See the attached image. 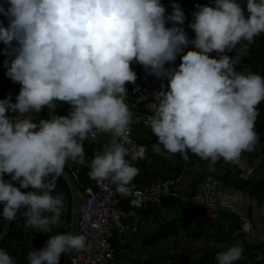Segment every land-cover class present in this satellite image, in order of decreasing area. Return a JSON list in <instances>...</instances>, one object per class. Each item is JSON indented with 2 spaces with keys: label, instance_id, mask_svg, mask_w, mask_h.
I'll list each match as a JSON object with an SVG mask.
<instances>
[{
  "label": "clouds",
  "instance_id": "9594fccd",
  "mask_svg": "<svg viewBox=\"0 0 264 264\" xmlns=\"http://www.w3.org/2000/svg\"><path fill=\"white\" fill-rule=\"evenodd\" d=\"M0 14L9 18L0 26L6 46L7 77L19 83L16 103L0 100V204L2 216L12 222L23 208L25 229L50 233L65 210L64 194L53 195L69 160L89 167L99 183L109 181L122 195L131 193L139 169L132 162L146 157L147 146L130 139L134 113L126 103V83L135 84L133 61L149 75L168 80V90L155 93L148 105L151 132L159 155L187 153L215 164L221 158L238 164L243 152H252L259 136L257 106L264 101V77L235 66L247 45L230 58L242 40L249 44L264 33V0H214L197 6L189 25L179 4L165 16L161 0H8ZM170 22L173 26L166 28ZM15 42V46H13ZM191 43L196 50L181 56L176 68H165ZM218 58H210V53ZM57 102L71 105L68 116H57ZM47 108L49 119L34 122L30 113ZM8 111L18 113L9 118ZM98 132L111 142L86 162L84 142ZM7 174L11 179L5 180ZM19 183V188L13 185ZM31 187L34 191L22 192ZM235 190V189H234ZM237 191V190H236ZM239 192V191H238ZM242 195V194H241ZM250 225H245L249 228ZM82 234L52 235L39 251L31 250L28 264H59L61 254L83 250ZM243 247L232 245L216 256V264L242 259ZM0 264H16L0 249Z\"/></svg>",
  "mask_w": 264,
  "mask_h": 264
},
{
  "label": "trees",
  "instance_id": "16d2710c",
  "mask_svg": "<svg viewBox=\"0 0 264 264\" xmlns=\"http://www.w3.org/2000/svg\"><path fill=\"white\" fill-rule=\"evenodd\" d=\"M242 7H244L245 15L247 17L246 11V0H239ZM162 6L165 8V16H169L173 12L172 5L179 4L182 11L185 14V23L183 28L186 32V35L189 41L195 39V32L189 27L193 20V13L198 10L197 6H213L214 0H161ZM0 5L7 9L10 5L8 0H0ZM9 24V18L3 14H0V26L7 27ZM173 25L168 22L165 24L166 28H171ZM247 45L248 52L246 55L240 57V63L235 66L237 72H245L250 70L256 74L264 77V33H261L259 36L254 37L253 42L249 44L247 41L242 40L237 44L236 49H233L231 52H226L224 54L228 55L230 58H234L239 54L238 50ZM15 46V42H13ZM189 50H196L191 43L183 50L182 53L177 55L176 60L171 63L165 64V68H176L178 69L181 63V56L186 54ZM6 46L3 42H0V100L11 98V103H15L14 98L19 95L21 85L19 83H14L10 78L7 77V68L5 67V61L11 62V57L5 54ZM210 58H218L217 53L213 52L209 54ZM136 62L133 61L130 65L131 68L135 66ZM168 90V80L166 78L160 79ZM127 84V83H126ZM132 86L128 85L127 97L130 94ZM126 97V98H127ZM259 115L255 122V131L259 136V143L255 146V149L252 151L256 154V157L259 159V163L256 166L252 167L251 172L244 174L242 168L238 167V164H232L225 162L222 158L218 160L215 164H212L214 169L209 168L205 175H212L223 184L241 192L245 197L254 201L258 206L263 210L262 219L264 220V101L257 106ZM71 110V105L66 103L57 102V109L55 114L57 116H68ZM34 122L39 120L49 119L48 109L44 108L40 113H31ZM134 135L137 139L138 145L147 146L146 157L142 160L135 162L131 161L130 156L126 157V160H129L134 164L135 167L139 169L138 175L135 177V180L142 184L146 185L155 178H174L176 177L183 166L185 160H188L190 165L194 163L204 161L199 156L191 153H187L188 158L184 159L181 154L177 153L171 155V158H168L169 154L165 153L164 155L155 154L152 152V145L158 142L157 137L153 135L150 127H141L136 126L134 128ZM84 153L85 159L90 157L89 161H86L90 164L91 160L94 158L93 148L85 141L84 142ZM247 152H243L244 154ZM189 168V167H188ZM64 169L69 171H77L75 175V183L77 189L82 192V190L89 186H94V180L91 179L88 175L89 167L84 165H78L77 163L69 160ZM263 170L262 173L257 174L258 171ZM5 180H10L11 178L5 174ZM15 182H13L14 185ZM192 192L189 197L195 192L197 183L193 182L191 185ZM22 192L34 191L31 187L28 189H21ZM63 193L67 195V223H70V212H71V195L66 185L65 181L59 177L57 180L56 190L53 192V195ZM176 203L181 204L184 211L189 212L191 209L190 202H181V200H175L173 198H166L162 200V205L164 207L172 206ZM3 204H0V234L4 227V218L2 216ZM24 209L20 210L17 218L12 221L11 228L8 237L2 241L0 244V249L6 250L11 257L16 260V264H28L27 255L31 250L39 251L43 248L52 234H61L69 233V228L67 231L63 232L61 229L56 231H51L50 233H41L37 229H25L24 227V217L22 216ZM247 215L251 217L250 211H247ZM62 216L60 217V220ZM206 221H211V228L214 229L212 234L215 236L216 243H222L226 248L234 244H239L243 247L242 259L234 262V264H264V238L258 239L253 237L252 239H247L243 233H238L240 229V222L237 217L227 214H222L217 216L215 219L205 218ZM216 226L220 228L217 229ZM211 230V229H210ZM203 238V235H199ZM198 238V237H196ZM214 250V249H213ZM222 250H211V255L208 257L204 255L203 258H207L206 261L203 259L205 264L215 263L216 256ZM63 256V253L60 256V260ZM60 263V261H59Z\"/></svg>",
  "mask_w": 264,
  "mask_h": 264
},
{
  "label": "built area",
  "instance_id": "2783aa9c",
  "mask_svg": "<svg viewBox=\"0 0 264 264\" xmlns=\"http://www.w3.org/2000/svg\"><path fill=\"white\" fill-rule=\"evenodd\" d=\"M132 70L136 75L143 73L138 84L132 86L126 98V103L134 113L130 139L138 145L133 133L134 128L150 127L147 117L152 115V112L148 105L154 102L155 93L161 91V85L165 84L154 75L147 74L144 67L138 63ZM163 90L167 91L166 87ZM111 139L110 133L98 132L94 140L89 138L86 142L96 153L102 151ZM89 160L90 157H87L86 161ZM187 170L188 162L185 161L180 173L174 178H155L146 185H141L134 178L129 195L118 193L116 185L109 181L99 183L94 180V186L86 187L82 192L78 190L76 235L82 234L86 237V247L83 250H71L65 264H111L115 258L112 241L116 234L126 233L125 218L128 210L145 212L151 207H160L163 199H179L180 192L177 186L183 181ZM76 173L77 171L71 172L70 175L74 176ZM190 202L207 218L214 219L221 211L241 216V233L247 239L254 237V229L247 218L239 192L222 185L214 177L205 175L197 183ZM67 213L65 207L62 220L54 228L67 229L69 226L66 220ZM245 225L250 227L246 229Z\"/></svg>",
  "mask_w": 264,
  "mask_h": 264
},
{
  "label": "crops",
  "instance_id": "0c3cea01",
  "mask_svg": "<svg viewBox=\"0 0 264 264\" xmlns=\"http://www.w3.org/2000/svg\"><path fill=\"white\" fill-rule=\"evenodd\" d=\"M192 169L200 170V167L194 165ZM65 170L69 174L73 172ZM191 171L187 172L183 181L178 184L180 198L175 200H181L183 203L190 202L192 182L189 176H195ZM75 175L73 176L74 180ZM219 182L227 187L221 181ZM191 206L189 212H185L179 203L168 207L161 204L160 207H151L145 212L128 210L125 218L126 233L116 234L112 241L115 258L111 264H205L203 259L206 261L208 259L203 257L204 255L210 257L211 250H226L227 248L222 243L213 244L216 243L214 235H207L204 230H201L207 217L202 213L198 215L199 210L195 209L192 203ZM222 214L237 217L240 222L238 233H241V216L222 211L218 212L217 216ZM247 218L253 226L248 215ZM68 228L69 226L63 230L52 226L51 231L61 229L65 232ZM199 235H203V238H200ZM217 245L219 246L217 247ZM213 264H216V260Z\"/></svg>",
  "mask_w": 264,
  "mask_h": 264
},
{
  "label": "rangeland",
  "instance_id": "374dc122",
  "mask_svg": "<svg viewBox=\"0 0 264 264\" xmlns=\"http://www.w3.org/2000/svg\"><path fill=\"white\" fill-rule=\"evenodd\" d=\"M248 71L249 70H246L245 73L248 72ZM142 75H143V73L137 74V80H136L135 84L127 83L125 85L127 91H128V85H130V86L137 85L138 82L140 81V78L142 77ZM14 101H15V103L17 102L16 98H14ZM6 115L9 118H15V117L18 116V113L8 111L6 113ZM30 115H31V113H30ZM244 155H245V157H243V155H241V158H240V161H239L240 165L238 167L242 168L244 174L246 175L248 172L249 173L251 172L253 166H256L259 163V159H258V157H256V154L253 153V152H247ZM185 161L188 162V167H189L187 172H190L194 165L195 166L197 165V166L200 167V170L192 169L191 172H192V174L195 175V176H193V175L189 176V179H190V181L192 183L193 182L199 183L201 181V179L205 176V174H206V172H207V170L209 168L214 169L212 167V164L208 160L201 161L200 163L196 162L192 166L190 165L188 160H185ZM262 172H263V170H260V171L257 172V174H260ZM188 182H189V180H188ZM239 194H240L241 199L243 201V205H244L245 211L246 212L250 211V214H251L250 220L252 221V224H253L254 237H257L259 240L263 239L264 238V220L262 219V216H263L262 208L260 206H258L254 201H252V200L248 199L247 197H245L243 194L242 195H241V193H239ZM64 200H65V205H67V195L66 194H64ZM201 213H202L201 210H199L198 211V215H201ZM210 223H212V222L211 221H209V222L205 221V223H204V225H203L201 230H204L207 235L213 236L214 234H212L211 231H214V229L211 228ZM216 228L219 229L220 227L216 226ZM213 244H217V243H213ZM239 244H240V242H239ZM234 245H236V244H234ZM218 246L219 245H217V247Z\"/></svg>",
  "mask_w": 264,
  "mask_h": 264
},
{
  "label": "water",
  "instance_id": "95a60500",
  "mask_svg": "<svg viewBox=\"0 0 264 264\" xmlns=\"http://www.w3.org/2000/svg\"><path fill=\"white\" fill-rule=\"evenodd\" d=\"M68 186L70 195H71V212H70V225H69V232H71L73 235H76V229H77V194L78 189L75 183V180L72 175L69 174L68 171L64 169L63 174L60 176ZM14 186L19 188V183L15 182ZM21 190V189H20ZM12 222H4L3 230L0 234V244L3 240H5L10 232ZM71 252V251H70ZM70 252L63 254L60 263L59 264H65L66 260L70 254Z\"/></svg>",
  "mask_w": 264,
  "mask_h": 264
}]
</instances>
